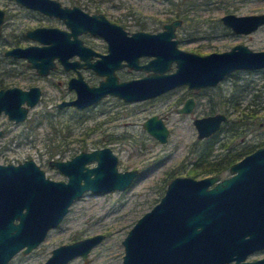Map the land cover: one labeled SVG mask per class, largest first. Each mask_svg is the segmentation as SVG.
Instances as JSON below:
<instances>
[{
	"label": "water",
	"instance_id": "95a60500",
	"mask_svg": "<svg viewBox=\"0 0 264 264\" xmlns=\"http://www.w3.org/2000/svg\"><path fill=\"white\" fill-rule=\"evenodd\" d=\"M20 1L42 9L48 2L57 3L53 0ZM221 20L235 32L248 33L264 24V12H229L223 14ZM178 22L174 20L165 27L172 29ZM163 33H134L153 39L150 45L153 44L156 57L147 66L154 70L161 67L159 53L169 51L163 47ZM24 50V53L17 50V54H26L32 59L29 48ZM172 54L177 60L175 72L152 73L122 82L117 81L112 69L120 65V60L107 61L109 54L100 72L106 74L105 80L98 86L79 88L71 103L83 106L107 92L126 100L140 99L175 84L186 82L195 87L214 84L233 70L264 67V49L254 50L245 43H235L229 49L205 55L173 47ZM18 109L19 114L13 117L21 119L25 108L19 106ZM223 118V114H214L196 119L198 136L212 132ZM152 122H156L155 117L147 120L144 126L163 141L164 136L151 127ZM89 160H96V164L86 167L84 163ZM54 163L67 175V182L46 178L32 160L19 165L0 164V264H5L23 244L27 245L23 252L35 245L44 233L41 221L55 224L71 201L84 190H122L132 183L138 172L137 169L118 170L117 156L108 147L81 152ZM229 171L230 175L222 178L218 174L200 178L173 177L160 200L136 220L123 238L121 264H264V256L248 259L253 251L264 248V146L232 163ZM23 186L32 189L27 188L23 199H16L17 189ZM28 202L34 203V210L42 215H30L27 211H15L12 215L2 212L7 205L19 209ZM14 217L19 218V223L13 222ZM101 238V234H95L57 247L45 264H63L77 254L85 257Z\"/></svg>",
	"mask_w": 264,
	"mask_h": 264
},
{
	"label": "flooded vegetation",
	"instance_id": "af4514ba",
	"mask_svg": "<svg viewBox=\"0 0 264 264\" xmlns=\"http://www.w3.org/2000/svg\"><path fill=\"white\" fill-rule=\"evenodd\" d=\"M53 1H56L57 3L48 2L45 4V9L28 6L20 0H3V3L0 4V138L8 132H12L13 127L19 124L26 127L27 130L22 132H25V136L27 137L31 132H34L44 123L48 130L46 132V148L44 149L45 151L40 152V160L43 159L44 164L49 168H55L64 177L62 179L52 178L46 173L42 163H37L29 156H26V158H23L22 160L9 161V158H7L6 155L0 154L3 158V161H0L1 165H19L26 160H32L38 168L42 170L46 178L54 181L67 182V175L54 163V161H65L81 152H88L103 147H108L115 155L116 153L112 150L111 146H99L103 143L101 138L88 140L87 136L84 135L81 138L75 139V142L72 144L70 140L66 139L71 133L72 125L69 123V119H63L60 117L59 114L62 110L72 109L75 113H83L79 117L80 121H83L85 119L84 111L105 102V98L108 96L117 98L116 100L120 102H118V104L121 105H127L130 103H152L148 101H153L179 89H183L184 92L180 94L175 101L161 103L165 106V109L160 113L151 112L149 115L145 116V119L141 123L142 128L148 133L149 137L160 143H164L168 139L170 133V128L167 125L166 119L172 113L181 116H190V121L196 131V142L192 143L191 147L193 157L191 161H189V166H187L185 170L186 174L174 175L173 177L191 176L194 178H200L217 174L220 178L226 177L230 175L229 168L232 163L254 149L264 146V132L260 133L261 135L259 136H255L257 138H254L253 140H251L252 138L247 139V135L254 127L255 121L260 116L264 117V104L262 103L264 102V93H258L257 89L249 87L248 84L243 85L233 83L234 90L229 93L224 91L221 87V84L231 75H235L236 71H257L264 69V67L258 69L233 70L230 73L225 74L214 84H205L198 87L190 86L186 82L175 84L157 94L140 99L126 100L116 94L107 92L100 98L83 106H77L76 104L71 103L76 99L77 90L79 88L98 86L102 80H105L106 74L100 72L104 69V59H106V56L109 54L110 57H107V61L115 58L120 60V65L113 67L112 69L117 77V81L122 82L140 79L152 73L171 74L175 72L177 69V60L175 59V55L172 54L173 47L198 55L220 52L216 50L199 52L202 47L201 44H197L193 48L183 47L185 43H188L191 40L201 38L208 39L209 37L205 34L199 36L193 35L194 32L198 31L197 28L199 25V20L194 19L195 16L191 15V9L194 8L193 6L185 5L181 8L176 7L172 10L173 16L165 20L153 19L147 21L146 19L135 17L132 22H122L112 20L105 13L100 11H88L80 5L75 4L74 0H71L72 3L69 4H65L60 0ZM169 1L171 2V0ZM9 3L16 6L15 10L20 8L25 11V15H23L24 18L22 17V19L18 21L20 17L17 18L16 13L10 14L9 10L11 8H9ZM226 13L229 12L223 14ZM99 14L103 17L101 16V18ZM130 14L133 15L132 12ZM222 15L219 16V19L224 26H227L230 29V33L248 34L264 25H259L256 29L248 33L235 32L231 27L223 23L221 20ZM14 16L17 18L16 21L13 20ZM26 20L37 22L28 24ZM174 20H178L179 22L175 24L172 29L165 27L166 24H171ZM162 31L165 32L161 34L165 40L163 47L167 48L169 51L165 54L159 53L162 56H159L161 59V63H159L161 67L160 69L154 70L153 68L148 67L150 60L156 57L153 52V44L150 45L153 43V41H151L153 39L148 38L149 36L147 35H136L134 33L143 32L157 34ZM36 47L38 50H34ZM28 48L31 52L29 53L33 56L32 59L26 54H17V50L24 53V49ZM32 62L36 63V65H32ZM57 69L66 74L64 84L65 90L69 92V95L68 97H64L67 93H63L62 95L58 94V98L51 99L45 95L44 86L45 83L50 81L51 75ZM12 88L19 89L22 92L11 90ZM197 91L204 95V102H200L201 99L197 98ZM247 93H250L251 95L249 96ZM48 102H55V104L52 103L51 105L44 106L30 115V111L38 104L43 103L47 105ZM202 105H204V108L198 111L197 108ZM19 106L25 108V114L23 118L16 119L13 116L19 114ZM53 109L56 111H53ZM111 109V107L107 108V112H110ZM214 114H223L224 118L220 120L218 126L212 132L207 135L198 136V129L195 120ZM153 117H155L156 122H152L151 127L157 130L161 136H164L163 141L144 126L146 121ZM162 127L165 131L164 135ZM22 132H12L9 136L10 138L6 141L7 144H3L1 151L8 150L7 145L12 143L15 138L18 139ZM49 133L53 136H50ZM128 138L129 134L126 132H109L105 139L112 142ZM209 146H212L213 153L218 157H228V155L231 157L237 155L238 157L236 156L237 159L230 163H214L213 166L217 167L223 164H228L218 172L208 174L200 173L197 176L189 174V170L196 166H198L197 169H202L205 168L202 166L209 163L206 162L205 159L202 162L201 159L197 157L200 150H204L205 147L209 148ZM95 164L96 160H89L84 163L86 167H92ZM118 170L120 169L118 168ZM171 173L172 172H167L169 175ZM137 176L138 172L136 177ZM173 177L167 181L163 194ZM81 182H83V179H81ZM27 188L29 187L23 186L19 191L17 189L15 194L16 199H23L25 196L24 192L28 191ZM87 191L92 193L103 192H94L90 189L84 190L79 196L71 201L67 206L65 213L55 224L50 225L49 221L43 219L40 223V226L44 227V233L41 239L27 252H23V249L27 247L26 244H23L8 258L5 264H8L16 254L20 253L22 255H27L39 246L49 231L52 228L57 227L62 221L74 200L81 198ZM28 204L27 206L22 205L19 209L7 205L2 212L7 215H12L15 211H20L22 213L27 211L30 215L35 213L42 215L41 212L34 210V203L28 202ZM19 221V218H13L14 223H19ZM95 234H101L102 238L91 246L85 257L81 254H77L70 257L63 264H69L75 257H80L84 262H87L90 251L105 238V233L95 232L86 236L76 237L66 243L55 245L51 248L46 259L40 264H45L47 262L55 248L91 237ZM259 250H264V248L257 249L252 253ZM121 263L122 260L120 264Z\"/></svg>",
	"mask_w": 264,
	"mask_h": 264
},
{
	"label": "rangeland",
	"instance_id": "374dc122",
	"mask_svg": "<svg viewBox=\"0 0 264 264\" xmlns=\"http://www.w3.org/2000/svg\"><path fill=\"white\" fill-rule=\"evenodd\" d=\"M60 1L65 4L72 3L71 0ZM2 3L3 0H0V4ZM74 3L88 11L103 12L110 19L122 22H132L135 17L147 21L165 20L173 16L172 10L176 7L189 5L194 7L191 9V15L199 20L198 31L193 35L205 34L209 37L208 39L191 40L183 47L193 48L201 44L199 52L221 51L229 49L237 42H242L254 50L264 49V25L248 34H235L230 33V29L224 26L219 19V16L225 12L235 14L264 12V0H171V2L169 0H74ZM9 8H11L10 14L16 13L17 18L20 17L18 21L25 15V11L20 8L15 10L14 4L9 3ZM131 12L133 15L130 14ZM17 18L14 16L13 20L16 21ZM26 22L33 24L37 21L26 20ZM235 73L221 84L224 91L227 93L233 91V83H239L248 84L249 87L257 89L258 93H264V69L236 71ZM65 77L66 74L57 69L51 75L50 81L45 83V95L55 99L58 98V94L67 93L64 97H68L69 92L65 90L64 84ZM183 92V89H179L153 101H148L152 103L127 105L118 104L117 98L108 96L105 102L84 111L83 121L79 118L83 113H75L72 109L62 110L60 117L69 119L72 125L67 140L73 144L75 139L84 135L88 140L101 138L103 143L99 146H111L118 156V168L120 170L137 168L138 176L130 186L122 190L116 189L102 193L85 192L81 198L74 200L62 221L49 231L39 246L27 255L16 254L8 264H40L55 245L95 232L105 233V238L90 251L87 262L80 257H75L69 264H120L123 254L121 241L129 228L140 215L160 199L171 177L186 174L185 170L193 157L191 147L192 143L196 142V131L189 115L181 116L172 113L166 119L170 133L164 143L149 137L141 126L145 116L151 112L160 113L165 109L161 103L173 102ZM200 94L196 92L197 98L201 99L200 102H204L205 97ZM52 103L55 104V102H48L47 105L38 104L30 111V115ZM109 107L112 109L107 112ZM202 108L204 105L198 107L197 110L200 111ZM53 111L56 110L53 109ZM26 130L24 125L19 124L13 127L12 132ZM47 130L43 123L27 137L25 132H22L18 139L15 138L7 145L8 150L1 151L3 144H7L6 141L12 133L8 132L0 138V154L6 155L9 161L22 160L29 156L37 163H42L46 173L52 178L62 179L64 176L60 172L55 168H49L44 164L43 159L40 160L39 154L46 148ZM109 132H126L129 138L110 142L105 139ZM263 132L264 117L260 116L248 133L247 139L252 138L253 140L257 138L255 136ZM49 135L53 136L51 133ZM0 161H3L2 156H0ZM167 172L172 173L169 175ZM263 255L264 250H259L249 255L248 258H259Z\"/></svg>",
	"mask_w": 264,
	"mask_h": 264
},
{
	"label": "trees",
	"instance_id": "16d2710c",
	"mask_svg": "<svg viewBox=\"0 0 264 264\" xmlns=\"http://www.w3.org/2000/svg\"><path fill=\"white\" fill-rule=\"evenodd\" d=\"M237 155H233L232 157L230 155H228V157L226 156H216L213 153V149L212 146H209V148L205 147L204 150H200L199 153L197 154V157L201 159V161L203 162L204 159L206 162H209L208 164L202 166L205 168L202 169H197L198 166H196L195 168L189 170V174L193 175V176H197L198 174L202 173V174H208V173H215L218 172L221 168H223L224 166H227L228 164H223L221 166H213L214 163L216 162H225V163H230L233 160L237 159L236 157Z\"/></svg>",
	"mask_w": 264,
	"mask_h": 264
}]
</instances>
